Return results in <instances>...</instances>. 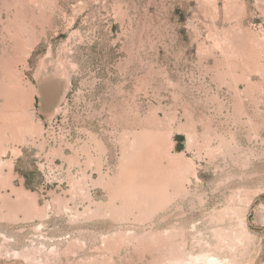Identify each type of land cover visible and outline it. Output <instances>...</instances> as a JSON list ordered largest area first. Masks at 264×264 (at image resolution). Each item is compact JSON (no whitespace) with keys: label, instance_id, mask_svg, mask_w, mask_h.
Returning <instances> with one entry per match:
<instances>
[{"label":"rangeland","instance_id":"rangeland-1","mask_svg":"<svg viewBox=\"0 0 264 264\" xmlns=\"http://www.w3.org/2000/svg\"><path fill=\"white\" fill-rule=\"evenodd\" d=\"M188 258L264 264V0H0V264Z\"/></svg>","mask_w":264,"mask_h":264},{"label":"bare ground","instance_id":"bare-ground-1","mask_svg":"<svg viewBox=\"0 0 264 264\" xmlns=\"http://www.w3.org/2000/svg\"><path fill=\"white\" fill-rule=\"evenodd\" d=\"M15 254H17V253H15ZM10 255H11V254H10ZM12 255H14V253H13ZM12 255H11V256H12ZM189 256H190V255H189ZM196 256H197V255H196ZM198 256H199V255H198ZM198 256L196 257V258H198V259H196V260L200 261L199 259H201L202 256H201V258L198 257ZM203 256H204V255H203ZM24 257H25V256H24ZM193 258H194V257H193ZM203 258H204V257H203ZM203 258H202V259H203ZM205 258H206V257H205ZM26 259H27V258H26ZM206 259H207V258H206ZM210 259H211V258H210ZM203 260H204V259H203ZM207 260H208V259H207ZM207 260H206V261H207ZM29 261H30V260H29ZM192 261L194 262V259L192 260V259L188 258L187 261H184L183 264H189V263H192ZM195 262H197V261H195ZM195 262H194V263H195ZM211 262H212V260H211ZM194 263H192V264H194ZM214 263H215V262H214ZM176 264H177V263H176Z\"/></svg>","mask_w":264,"mask_h":264}]
</instances>
